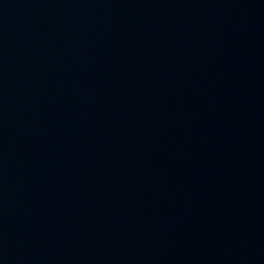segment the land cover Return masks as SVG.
<instances>
[{
    "label": "water",
    "instance_id": "1",
    "mask_svg": "<svg viewBox=\"0 0 264 264\" xmlns=\"http://www.w3.org/2000/svg\"><path fill=\"white\" fill-rule=\"evenodd\" d=\"M0 264H264V0H0Z\"/></svg>",
    "mask_w": 264,
    "mask_h": 264
}]
</instances>
